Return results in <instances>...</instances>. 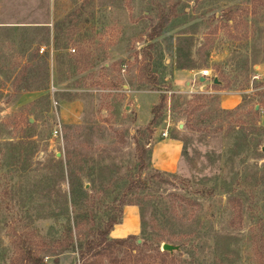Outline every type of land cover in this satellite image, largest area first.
Returning <instances> with one entry per match:
<instances>
[{
    "label": "rangeland",
    "instance_id": "1",
    "mask_svg": "<svg viewBox=\"0 0 264 264\" xmlns=\"http://www.w3.org/2000/svg\"><path fill=\"white\" fill-rule=\"evenodd\" d=\"M126 205L134 248L81 257ZM35 261L264 264V0H0V264Z\"/></svg>",
    "mask_w": 264,
    "mask_h": 264
},
{
    "label": "trees",
    "instance_id": "2",
    "mask_svg": "<svg viewBox=\"0 0 264 264\" xmlns=\"http://www.w3.org/2000/svg\"><path fill=\"white\" fill-rule=\"evenodd\" d=\"M160 16H161L160 22L153 25V28L151 32L149 33V39H153L161 33L160 32L161 27L164 26V24L166 23L168 19L167 15L163 14L162 11H161ZM227 17L230 18L229 15ZM149 76L150 78H153L151 80L154 83L155 77L152 74ZM214 85L215 87L218 86L217 84H214ZM165 100H166V96L162 94L160 103L152 108L153 118L151 122L149 123V125L147 126V128L150 130L151 133L154 131V123L156 119L158 118L159 109L162 107ZM135 184L136 183L132 181L127 185L126 189L124 190L122 194V198L125 197V195H127V193H129V191H131L135 187ZM120 201L122 203L124 200L122 199ZM122 204H125V203L123 202ZM120 216H121V211L117 217L110 218L106 222V225L103 229L97 230L94 237L86 241L83 250H81V257H85L87 254L89 255H99V254L102 255L103 254L104 255L106 253H113L115 250L118 249L119 246H122V245H126L127 247L134 248V240L136 239L135 235H128L124 238L109 237V232L112 229V227L115 224L120 223ZM158 255L161 259H165L166 257L171 256V252L158 251ZM33 263L41 264V261H35Z\"/></svg>",
    "mask_w": 264,
    "mask_h": 264
},
{
    "label": "crops",
    "instance_id": "3",
    "mask_svg": "<svg viewBox=\"0 0 264 264\" xmlns=\"http://www.w3.org/2000/svg\"><path fill=\"white\" fill-rule=\"evenodd\" d=\"M201 77L202 76H198L199 80ZM205 78L207 79V77ZM180 150L181 141L174 137L166 136L162 141L153 146L152 153L155 157V167L173 170ZM136 214L135 206H124L122 221L112 227L109 236L111 238H124L128 235H136L139 231Z\"/></svg>",
    "mask_w": 264,
    "mask_h": 264
},
{
    "label": "water",
    "instance_id": "4",
    "mask_svg": "<svg viewBox=\"0 0 264 264\" xmlns=\"http://www.w3.org/2000/svg\"><path fill=\"white\" fill-rule=\"evenodd\" d=\"M203 80H206V78L202 76V77L200 78V81H203ZM218 82H219L218 79H217L216 77H214L213 80H212V83H213V84H217ZM176 249H178L177 246H175V245H171V244H169V243H163V244L161 245V250H162V251L173 252V251L176 250Z\"/></svg>",
    "mask_w": 264,
    "mask_h": 264
},
{
    "label": "built area",
    "instance_id": "5",
    "mask_svg": "<svg viewBox=\"0 0 264 264\" xmlns=\"http://www.w3.org/2000/svg\"><path fill=\"white\" fill-rule=\"evenodd\" d=\"M199 75L203 76V77H209L210 74H209V71L207 69H203V70L200 71ZM59 128H60V125H56L55 126L54 131H53L54 135H56L58 133ZM161 134H162L163 137H166L168 135L166 130L163 131Z\"/></svg>",
    "mask_w": 264,
    "mask_h": 264
}]
</instances>
